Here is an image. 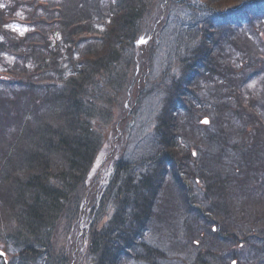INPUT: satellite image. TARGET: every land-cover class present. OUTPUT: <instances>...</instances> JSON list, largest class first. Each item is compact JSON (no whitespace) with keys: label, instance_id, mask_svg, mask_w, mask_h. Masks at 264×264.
<instances>
[{"label":"trees","instance_id":"1","mask_svg":"<svg viewBox=\"0 0 264 264\" xmlns=\"http://www.w3.org/2000/svg\"><path fill=\"white\" fill-rule=\"evenodd\" d=\"M150 10L163 13L156 29L148 25ZM262 20L263 0L0 1V240L20 250L21 264H38L56 224L80 207L84 193L80 202L74 197L104 142L98 123H109L118 93L135 86L130 60L142 54L144 62L154 52L146 54V45L154 43L173 62L163 72L171 92L154 129L156 149L118 162L103 189L98 201L109 199L112 212L91 235L95 264L152 261L157 248L148 231L160 222L167 235L187 231L190 251L241 241L259 249L248 241L256 238L237 237L264 236V141L245 127L248 109L237 110L236 94L262 62L260 48L236 46ZM13 22L29 28L19 34ZM140 34L146 45L137 44ZM230 122L238 123L233 135ZM187 134L196 138L192 151L180 138ZM169 167L181 185L175 198L168 192L173 210L160 190ZM186 177L201 186L192 188Z\"/></svg>","mask_w":264,"mask_h":264},{"label":"rangeland","instance_id":"2","mask_svg":"<svg viewBox=\"0 0 264 264\" xmlns=\"http://www.w3.org/2000/svg\"><path fill=\"white\" fill-rule=\"evenodd\" d=\"M162 14L163 13L160 10H158V12L155 10H150L148 15L149 27L154 29L160 27V18ZM261 23L263 25L259 23L255 24L254 26L252 25L249 28V32L247 33V36L250 38V40L244 39L243 41H240V45L236 46V48L241 49L245 48L246 46H248V48L254 47L253 44L255 42H263L264 20H262ZM11 28L18 31L19 34H22L29 27L24 26L19 22H13L11 24ZM138 39H146V37L140 34L137 40ZM146 44L147 43L145 42L141 43L140 45ZM159 45L157 43H154L153 45H146V47H148L146 54L149 53L150 48L154 49V52L153 55L148 56L144 62L141 60L139 61V57H141L142 54H137L139 57L138 61L135 63L130 60L127 66V72L136 74L137 81L134 82L135 86L125 92L118 93L117 102L111 104L112 111L110 115V122L104 123L103 121H100L98 123L100 126L104 127L103 130H101L104 137V142L97 153L91 168L89 169L83 185L78 189L77 195L74 197V202L77 198L80 202V198L83 193L84 198L80 207H78L76 212L73 213L71 218H65L64 215L56 224L55 228L53 229L50 249L41 251L38 254H43L41 258H37L38 264H41L45 261L48 264H95L96 258L91 252L90 246L92 239L91 235L92 232L100 229L103 226L112 212V205H110L109 199H106L107 201H104L103 203L100 202L101 204L98 201L103 196V189L107 185L118 162L126 163V161L130 162V160H136L142 154H150V152H154L156 149V139L158 138V133H156L154 129L156 126H158V123H160L157 118L160 111L162 110L163 105L167 101L168 92H171V86L165 81L167 79V75H163V72L167 70L166 67L168 63H173L171 55L166 53L167 49ZM136 52L137 50H135V54ZM172 70L173 69L170 70V73H173ZM147 76L148 80L146 83ZM138 80L140 83H138ZM143 81L144 86L141 88L142 92L135 103V96L139 91L138 88L141 87ZM161 82L165 83L161 84ZM252 84L253 83H250V85H245L243 90L248 92L253 87ZM128 93L130 95H128ZM21 98L26 99V96H21ZM121 104L124 105L123 108H121ZM130 107H132V113L128 116L127 111L130 110ZM197 114L198 113L195 112V115ZM180 117L183 118L182 116ZM201 118L199 121H201ZM230 124V127L233 130V133L230 132V135H233L237 130L238 123L234 124V122H230ZM116 125L119 128H115ZM175 130L178 131V134L183 133L180 122L175 127ZM202 130L201 127H199V129L195 131L197 133L196 138H203ZM189 136L190 134H187V136L180 135V138L182 143L188 146V151H192V146L196 138L193 137L190 139ZM242 139L244 140V145L242 148H244L245 142L249 139V136L247 135ZM203 153L204 148L201 150V154ZM195 157H197V154H195ZM226 162L230 164L229 168H231L232 164L230 159H227ZM171 170L172 168L169 167L168 170L164 171V177L162 179L160 189L162 191V197L163 195L165 196L164 202L167 210H173L172 202L169 203L166 200L168 198V192L172 195L175 194V198L179 194L178 190L181 187V185L176 184L175 178L173 179V177H171ZM245 174L248 180H250L253 176L251 169H247ZM185 179L187 183V180L190 178L186 177ZM191 182L192 181L189 180V183ZM198 186H201L198 184V182L191 183L192 188H197ZM226 187L232 191V181H229V183L226 184ZM114 196L115 195H112V197ZM105 203V206L102 205ZM155 224H158V222L153 223V225ZM159 226L161 228L155 231L152 228H149L150 235L148 231V239L151 240V243H155L157 248L156 251L160 252L159 263H186V259L190 256L189 249H191L190 245L188 244V232L184 230L183 232L185 234H175V236L170 234L167 235V232L165 231L166 225L160 222ZM179 228H182V226L179 225ZM152 232H154V234H151ZM199 234L201 233H198L197 235ZM151 235H154L152 239L150 237ZM0 249L6 253L8 264H21L19 260L20 250L16 246H13L7 240L4 241L1 239ZM162 251L164 253H162ZM121 262L122 264H134L133 259H129L128 257L121 259ZM138 263L142 264L140 260Z\"/></svg>","mask_w":264,"mask_h":264},{"label":"flooded vegetation","instance_id":"3","mask_svg":"<svg viewBox=\"0 0 264 264\" xmlns=\"http://www.w3.org/2000/svg\"><path fill=\"white\" fill-rule=\"evenodd\" d=\"M256 1V0H247ZM264 1V0H263ZM220 14L219 11H213ZM256 43V42H255ZM253 44L254 47L260 48V62L261 67L257 68L255 76L251 78L245 85L253 83V87L243 93H237L236 103L237 110L241 107L248 109L249 121L245 127L247 129L256 130L260 133V141H264V41ZM244 96V97H243ZM241 106V107H239ZM210 124V118L207 117ZM257 134V135H258ZM221 238H229L227 235H219ZM256 238L255 240H248L252 246H257L259 249H248L250 246L247 242H239L238 244L224 243L219 251H190V256L186 259L184 264H264V236L263 235H239L237 238ZM198 245V241L197 244ZM159 251H155L152 261H146L145 264H161L159 263L160 256L157 255ZM212 254V255H211Z\"/></svg>","mask_w":264,"mask_h":264},{"label":"water","instance_id":"4","mask_svg":"<svg viewBox=\"0 0 264 264\" xmlns=\"http://www.w3.org/2000/svg\"><path fill=\"white\" fill-rule=\"evenodd\" d=\"M144 42H145L144 39H139L137 43L138 44H141V43H144ZM201 122L202 123H207L208 122V119L207 118H202ZM0 264H7V260H6V257H5V253L2 250H0Z\"/></svg>","mask_w":264,"mask_h":264},{"label":"snow or ice","instance_id":"5","mask_svg":"<svg viewBox=\"0 0 264 264\" xmlns=\"http://www.w3.org/2000/svg\"><path fill=\"white\" fill-rule=\"evenodd\" d=\"M206 122V121H205Z\"/></svg>","mask_w":264,"mask_h":264}]
</instances>
